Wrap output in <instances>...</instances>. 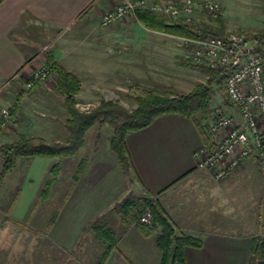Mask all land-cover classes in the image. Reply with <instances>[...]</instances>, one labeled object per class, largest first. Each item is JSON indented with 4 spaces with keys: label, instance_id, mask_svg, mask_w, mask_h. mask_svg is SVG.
Masks as SVG:
<instances>
[{
    "label": "crops",
    "instance_id": "crops-1",
    "mask_svg": "<svg viewBox=\"0 0 264 264\" xmlns=\"http://www.w3.org/2000/svg\"><path fill=\"white\" fill-rule=\"evenodd\" d=\"M123 1L0 0V112L16 108L0 129V145L21 135L67 141L69 114L56 76L25 90L48 53L81 79V110L99 103L101 92L128 90L121 81L147 87L155 50L160 65L169 64L163 59L173 35L144 26L134 14L111 28L101 25L102 13ZM96 126L72 156L17 159L0 186V264H99L106 246L95 226L117 241L103 264H160L159 229L145 235L122 221L116 207L128 196L157 199L179 233L201 241L185 247L183 264H258L253 239L264 231V171L256 157L214 179L197 167L194 153L216 136L205 144L193 120L166 114L128 134L131 164L123 170L111 149L98 146Z\"/></svg>",
    "mask_w": 264,
    "mask_h": 264
},
{
    "label": "trees",
    "instance_id": "trees-1",
    "mask_svg": "<svg viewBox=\"0 0 264 264\" xmlns=\"http://www.w3.org/2000/svg\"><path fill=\"white\" fill-rule=\"evenodd\" d=\"M134 16L137 21L148 28L181 37L224 36L227 33L222 17L218 18L217 25L201 23L196 20L187 25L182 21H169L148 8L137 9ZM249 40L255 44L259 51L264 52V27L250 35ZM182 61L185 65H193L190 59H182ZM46 65L56 76L57 89L65 97L64 103L69 114L66 122L69 137L66 142L50 144L40 137L21 135L11 143L0 145V156L3 159L0 169V186L20 157L60 158L76 154L83 147L89 129L97 123H107L112 127L114 135L110 148L117 155L124 170L128 169L131 164L127 146L128 134L149 126L162 115L177 114L190 118L199 128L205 144H208L211 135L208 122L213 109L212 100L215 92L222 91L224 88L227 76V70L224 67L214 69L205 67L208 73L207 81L198 84L189 92L171 91V94L149 92L145 96L136 95L137 107L131 111L121 106L118 101L103 100L92 110L83 112L76 106V95L81 91V79L67 70L51 53L47 54ZM14 111L16 108H13L11 113L13 114ZM58 170L57 164L52 171L56 174ZM50 183L51 181L48 182V185ZM147 210L152 213L151 223L142 221V216ZM119 211L126 226L137 225L145 235H151L156 229H159L157 242L162 251L160 264H183L185 262V247L201 245L199 239L177 231L166 216L160 202L155 198L128 196L120 203ZM94 229L106 246L99 262V264H103L112 249L116 248V237L104 226H95ZM253 248L256 261L262 260L264 264V239L261 236L253 239Z\"/></svg>",
    "mask_w": 264,
    "mask_h": 264
},
{
    "label": "built area",
    "instance_id": "built-area-1",
    "mask_svg": "<svg viewBox=\"0 0 264 264\" xmlns=\"http://www.w3.org/2000/svg\"><path fill=\"white\" fill-rule=\"evenodd\" d=\"M139 8H148L169 21L187 25L204 13L212 18L223 14L218 0H126L105 10L101 25L111 28ZM184 40L191 45L188 57L195 63L227 70L224 94L231 106L230 113L214 111L209 119V131L216 138L195 151L197 167L208 170L218 180L234 171L245 158L254 156L264 171V52L257 49L247 34L237 31ZM51 76L47 65L35 69L25 82V90ZM11 117L10 108L3 107L0 129L7 126ZM151 219L152 213L147 210L142 221L151 223ZM261 237L264 239V231Z\"/></svg>",
    "mask_w": 264,
    "mask_h": 264
},
{
    "label": "rangeland",
    "instance_id": "rangeland-1",
    "mask_svg": "<svg viewBox=\"0 0 264 264\" xmlns=\"http://www.w3.org/2000/svg\"><path fill=\"white\" fill-rule=\"evenodd\" d=\"M222 6L223 14L220 16L224 19V23L226 26V32L237 31L243 32L248 35H253L257 33L262 27H264V13L263 6L264 0H218ZM219 18V17H218ZM218 18H212L208 14H202L198 18V22H207L213 25H217ZM138 23V22H137ZM140 25V24H138ZM172 35V34H171ZM140 35L137 36L139 38ZM170 36L169 45L170 52L168 54V58H164L163 60L168 61V65H160L161 63V53L160 50H155L154 62L156 63L153 73L152 81L148 86L144 87L140 83L138 85H132L131 82L124 83L121 81V86L128 90L122 92H118V90H109L102 94L99 99V103L89 106L86 110H80L83 112H88L98 106L103 100H113L118 101V103L128 110H133L137 107V103L135 101L136 95L145 96L149 92L161 93V94H171V91H175L178 93H185L193 90L198 84L205 83L208 79V73L206 66L204 64H197L191 58L188 57L189 52L191 51V45L186 43L184 38L181 36ZM155 45L157 44L156 40ZM159 44V42H158ZM137 53L141 54L142 49L139 48ZM190 59L192 60L193 65L188 66L183 64L182 59ZM124 79V78H122ZM136 88L135 90H131ZM10 108L9 106H5ZM212 110L210 113V118L214 111H222L224 113L231 112V106L224 94V88L215 92L213 100H212ZM1 113V112H0ZM95 130L92 131V134L97 137L98 146L101 150L103 149H111V140L114 135V131L112 127L105 124H96ZM90 137V133L87 134ZM87 139V138H86ZM89 143V142H87ZM87 148L83 150L82 153H85ZM113 152L112 150H110ZM114 153V152H113ZM115 154V153H114ZM117 157V155L115 154ZM118 159V157H117ZM119 161V160H118ZM123 169V168H122ZM36 170L34 167L33 171ZM124 170V169H123ZM127 170V169H126ZM32 176L37 181V176L32 174ZM5 180V179H4ZM26 190V189H25ZM31 196L30 198H32ZM29 196H26V202L28 201ZM120 208V203L116 207Z\"/></svg>",
    "mask_w": 264,
    "mask_h": 264
},
{
    "label": "water",
    "instance_id": "water-1",
    "mask_svg": "<svg viewBox=\"0 0 264 264\" xmlns=\"http://www.w3.org/2000/svg\"><path fill=\"white\" fill-rule=\"evenodd\" d=\"M262 217H263V222H264V210H263V213H262ZM258 264H263V261L262 260H259L258 261Z\"/></svg>",
    "mask_w": 264,
    "mask_h": 264
}]
</instances>
